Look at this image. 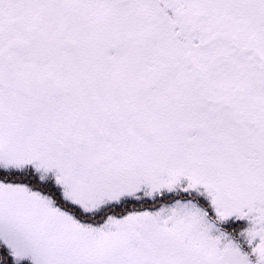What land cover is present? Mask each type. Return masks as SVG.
Masks as SVG:
<instances>
[{"label": "snow or ice", "instance_id": "obj_1", "mask_svg": "<svg viewBox=\"0 0 264 264\" xmlns=\"http://www.w3.org/2000/svg\"><path fill=\"white\" fill-rule=\"evenodd\" d=\"M0 264H264V0H0Z\"/></svg>", "mask_w": 264, "mask_h": 264}]
</instances>
